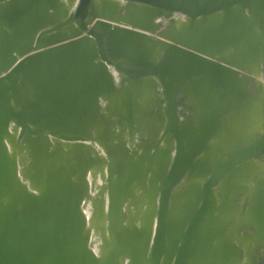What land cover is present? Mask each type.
<instances>
[{"label":"water","instance_id":"95a60500","mask_svg":"<svg viewBox=\"0 0 264 264\" xmlns=\"http://www.w3.org/2000/svg\"><path fill=\"white\" fill-rule=\"evenodd\" d=\"M26 1L0 0V264H191L195 248L199 254L194 257L204 258L197 264H233L245 257L240 242L249 244L255 237L264 245V177L254 179V192L247 190L244 179L253 160L264 155V133L249 142L243 136L229 150L220 151L221 143L217 141L221 137L219 127L223 126L221 113L236 110L241 103L262 114L264 121L260 86L256 88L257 97L249 103L252 96L245 83L253 79L240 73L248 68V73L257 75L259 69L252 67V58L243 56L239 48L226 45L252 41L249 50L264 54V44L258 49L253 46L264 40V0H52L53 8L37 0L27 13L23 11ZM173 13L185 14L190 23L181 29L171 26L160 34L161 39L153 40L157 18ZM72 48L85 50L80 53L84 55L82 71L78 61L47 59L63 56ZM261 61L264 74V57ZM121 75L131 80L134 90L117 87L115 78L123 79ZM205 79L237 93L232 91L228 102L212 118L197 117V106L196 129L200 127L205 133L199 132L202 137L195 139L190 133L195 129L192 120L181 124L176 106L180 91ZM158 83L162 90L149 93ZM76 86L87 88V93L80 95L87 101L79 104L91 123H51L54 120L48 118L50 115L64 116L70 108L82 114L81 105L75 108L73 103L67 104V96L73 97L70 94L36 91ZM159 92H163V100L157 99ZM149 97L155 111L146 124V134L153 141L151 145L145 143L142 154L135 156L127 141H120L116 132H105L107 126L99 123L101 102L109 101L116 113L119 106L129 122L134 118L139 127L145 117L142 106H149ZM235 97L243 102L231 105ZM218 99L222 101L223 96ZM57 111V115L52 114ZM158 113L159 127L152 124ZM164 120L166 126L162 125ZM210 138L216 139L214 143L207 142ZM17 139H22L18 149L30 158L23 178L28 179L29 187L20 178L17 156L9 149V145L16 146ZM107 140L117 142L107 144ZM161 141L163 146H158ZM96 146L104 149L106 159L98 155ZM216 150L220 151L219 158L211 156ZM201 151L205 156L200 159L196 156ZM123 154L131 162L123 160ZM139 160H145L147 166L144 162L140 166ZM79 161L85 169L80 168ZM159 162L163 163L162 169H158ZM234 166L235 174H225ZM103 167H107L108 238L95 253L81 205L90 193L87 173ZM141 171L142 182L136 175ZM185 176L205 178L198 189L201 196H196L197 201L188 198L177 208L173 200L180 192L189 193L188 189L175 188ZM231 179L245 188L237 194L233 187L229 191ZM219 181L222 191L217 199L212 188ZM156 182L160 186L155 190ZM140 190L145 200L138 192L140 198L135 201L138 198L132 192ZM211 190L216 204L219 201L218 206L215 204L216 216L228 214V197L232 205L239 195L249 198L243 199L247 210L241 225L229 231L236 234L254 226L255 235L234 241L231 249H235V256L218 239L207 244L208 233L194 241L197 225L206 224L202 219L210 210ZM154 192L157 204L151 195ZM190 193L193 196V190ZM153 219L152 243L144 244L145 237L151 238Z\"/></svg>","mask_w":264,"mask_h":264},{"label":"rangeland","instance_id":"374dc122","mask_svg":"<svg viewBox=\"0 0 264 264\" xmlns=\"http://www.w3.org/2000/svg\"><path fill=\"white\" fill-rule=\"evenodd\" d=\"M33 1H37V0H28V1H26L25 4H24V6L26 7L25 8L26 10H23V11L26 12L28 10L27 8L33 3ZM44 1H46L47 4L50 3L49 4L50 7L53 8L52 5L54 4L53 3L54 1H52V0H44ZM34 4H36V2H34ZM124 4H125V2H122L121 6L124 7L125 6ZM120 15H123V14H119V16ZM156 23L158 25V28H157V30H156V32L154 34H151V37H152L153 40L161 39L160 38V34L163 31L169 29L171 26H176L177 29L183 28V26H186V25H188L190 23V19L185 14L173 13L172 15H169V16H161V17L157 18ZM257 42H254V44H253V46L255 47L254 49H258V48H256L257 46L258 47L261 46L260 48H262V45L264 44V40H259ZM251 43H252V41H248V42L236 41V42H232V43L231 42H229V43L226 42V45H228V46H231V47L235 46V47L239 48L240 49V53L243 56L252 58L251 60H249V62L251 61V63H252V67H255V68L259 69L257 71V75H255L253 72H249L248 73V71H249L248 68L244 69L243 71L240 72L241 75L248 74L253 79L252 81H249V82L245 83L246 90H248L250 92L251 96H252V98H248L249 103H252L253 102L252 101L253 98L255 99L257 97L258 93L256 92V88L258 87V85L261 88H263V89L260 88L261 91L259 92V96L261 98L264 97V91H263L264 90V74L262 72V61H261V59H263V57H264V54L263 53H257L256 50L254 51L255 53L252 52L253 50L250 51L249 49L251 47ZM253 53L254 54L257 53L259 56H256V55L254 56ZM253 57H256V58H253ZM115 76H116V74H115ZM121 76H123V75H121ZM123 77H124L123 79L119 78L118 76H117V78H115V82L117 84V87L118 88H122L123 91H128V92L134 90V89H132V87H130L131 80H128L125 76H123ZM152 79L155 82H157L156 79H154V78H152ZM120 84H121V86H120ZM189 85L191 86V88H189V90L187 88H185L184 91H180L179 92L180 102L176 106L177 107V114H178L179 122H183L184 123L188 119H191L192 123H195V124H197V122H198L197 117H199V116L196 117L195 112H196V108L198 106V103L201 100H200V98H199L197 93H194V95L192 94V91H190V90L193 89V88L194 89H196V88H198V89L204 88V89H206L207 91H210V92L214 91L216 89L215 90L216 93L214 94V98L211 100L212 104H216V109H211L210 113H209V114H211L209 116H214L215 117L217 115V113L219 112V110L221 109V107H222V106L218 107L217 105H220L221 103H222L221 105L225 104V102L223 100L219 101V99H218L219 91H217V89L221 90L222 87L218 86L216 81H214L213 79L212 80H206L205 79L203 81L196 80L195 82H192V84H189ZM228 85H229V83H228ZM156 86L157 87L153 88V90H151V92H149V93H152L153 91L158 92V91L162 90L161 85L159 83ZM228 88H230V87H228ZM227 89H225L220 94L224 98L226 97L225 98V99H227L226 102H228L230 96L233 93L232 91H234V90H231V93L228 94V90ZM235 93H237V92L234 91V95H236ZM157 95H158L157 99H160V100L164 99L163 92H159V94H157ZM215 95H216V97H215ZM78 96L79 95H77V97ZM200 96L203 97V95H201V94H200ZM73 97H74V95H73ZM73 97L72 96H67V99H65V101L67 100L66 101L67 104H69V102H71L70 99L73 98ZM138 100L140 102V98H138ZM147 100H148L147 101V105H149V106L147 108L145 106H142L145 117H144L143 120L139 121V123L141 124V126H139V127H137L138 121L136 120V122H135L134 118L130 120L131 122H129V119L127 118L124 110H121V108L119 106L116 105L117 106L116 108L118 109L117 113H116V112H113L112 106L109 103V101H105V103L101 102V108H102L101 109V122H99V123L105 124V126H107V127H105V132L108 133V130L110 132H116L118 134V137H119L120 141H127V147L129 149L130 153L134 154L135 156L142 154L143 146H144L145 143H148V144L151 145V142L153 141V137L150 134L148 136L146 134V133H148V132H146V128H147L146 124L148 123V121L150 119H152V116L154 115L155 107L151 106V104H152L151 97H149ZM240 102H243L242 99L240 100L239 98L235 97V102L232 103L231 105L234 106L236 104H239ZM105 106H109V109L105 108ZM104 108H105V110H104ZM250 108H251L250 106H248L246 104L244 105V104L241 103V104L238 105L236 110H229L226 113H221L219 119L223 121L222 122L223 126L221 125L219 127L220 130H221V131L219 130L221 132V137H220L219 140H217V141H220V143H221L220 148H219L220 151L224 150V149L229 150L230 146L233 144V142H237V141L242 140L244 138L243 136H245V141L249 142V139H252L253 137H256V136H262L263 135V133H264L263 123H264V121H263V118H262V114L259 116V115H257L256 112H254V111L252 112ZM163 110H164V108H163ZM58 112L59 111H57L56 113H52V114L57 115ZM130 112H132L131 109H130ZM198 112H197V115H198ZM51 116L52 115H50L48 118H50ZM158 117H159V113L155 117L156 121L153 120L152 124L153 125L155 124V126L158 125V127H159L160 121L158 120ZM231 118H232V120H231ZM63 120L65 121L66 118H64ZM164 122H165V124H163V122H162V125L166 126V121L164 120ZM129 123H133L134 125L131 126ZM67 125H71V124H67ZM86 125L87 124H84V126H86ZM78 126H80V125H78ZM129 126L133 127V130H130ZM134 127H137V128L135 129ZM186 129H187V132H189V129L188 128H186ZM207 131H209V130H207ZM199 132L202 133V134H203V132L205 133V131H203L202 128L198 127V129H195L193 133L190 131V133L192 134L191 137H196L195 139H199V137L201 135V134L199 135ZM93 134H95V133L93 131H91V135L92 136H94ZM102 135H103V133H102ZM108 137L109 138H107V139L109 140L111 135H109ZM201 137H202V135H201ZM108 140H107V144H110L111 142H117L116 140L115 141H113V140L112 141H108ZM214 140H216V139L215 138H210L209 141H207V142L208 143H214ZM21 141H22V139H17V141L15 143L16 146L9 145V149L12 150V152H14V154L17 156V158L19 160V163H20L19 164V171H20L19 175H20V178L29 187L28 179L26 177H25V179H23V177L25 176L24 175L25 174V168H29V166H30V158L28 157L27 153H25L23 150H19L18 149V146L21 143ZM158 146H163L162 145V141H161V143H159ZM119 148L121 150L124 147L122 145H120ZM96 149L98 151V155H100L102 158L106 159L107 155L105 154L104 149L102 147H99V146H96ZM155 150H156V148L153 147L152 148V152H155ZM220 151L219 150L218 151L217 150L214 151L213 153H211V156L212 157L216 156V158H219V152ZM149 154L150 153H148L147 156H150ZM202 156L203 157L205 156L203 151H201L199 156H196V157L197 158L200 157V159H201ZM122 159L126 160L128 162H131L129 159L126 158V156H124V154L122 155ZM143 162L145 163V160H143ZM143 162L139 160L137 163L141 166ZM82 163H81V161H79L80 168L81 169H85V165H83ZM245 163H246V165H249L250 162L247 160ZM205 164H208L209 166H211L213 168V165L211 164V162H207ZM243 165H245V164H243ZM144 166H147V164L145 163ZM162 166H163V163L159 162L158 169H162ZM209 166L207 167L208 171H209V168H210ZM198 169H196L195 171H192L194 173V175H196L198 173ZM235 169H236V166H234L232 169L228 170L225 174H228V173L229 174L230 173L235 174L237 172ZM142 171L139 172V173L138 172L136 173V175L138 176V178H139V180L141 182L143 181V172ZM247 171H248V169H247ZM97 172L99 173V175H98ZM245 174H247V175L244 176L245 177L244 178L245 179V184L248 185L247 186L248 187L247 190L249 192L250 191L254 192V190H255V181H254V179H261V178L264 177V155L261 156L260 159H254L253 160V164L249 168V171L245 172ZM86 177L88 178L87 181L89 183L90 193H89L88 198L83 200V203L81 205V211L83 212V214L85 216V221H86L87 228L89 230V235H91L90 236L91 248L93 249V251H95V253H98L96 251L101 248V245H103L104 238H108V232H107V229H106V226H107V208H108V201H109L108 190H107V186H108V184H107V167H103L101 170H98L96 172L89 171L87 173ZM146 178H147V176H146ZM204 179H205L204 177L201 178L199 176L198 177L193 176L191 179H186V176H185L177 183L175 188H180L181 187L182 189H185V190L188 189L189 191L194 190L195 187L197 189H199L202 186ZM95 183H96V185H95ZM97 183H99V184H97ZM182 184H183V186H182ZM152 185L154 186V182L152 183ZM242 185L240 183L238 184V183L234 182L231 179L228 182V186L229 187H227V189L229 188V191H231V188L233 187V189L236 191L235 193L237 194L240 191L239 190L240 188H242V189L245 188V185H243V186ZM158 186H160V184L156 182L155 183V187H156L155 190L158 188ZM148 187H149V185H148V181H147L146 182V188L149 190ZM212 189L215 192L217 199H220L219 194L222 191V188H221V185H220V181L217 182ZM94 190H95V192H94ZM213 191L211 190V195L209 196V200H210V210L208 211L209 213L207 212L208 214L206 213L204 219L202 220V222L203 221H205V222L208 221L210 226H211V228H210V226H208L209 228H207L205 230V233L209 234V240L207 241L208 242L207 244H209L210 242L214 243V241L216 239H218V241H222L223 242L224 246L227 245L228 248H229L228 249L229 252H232L231 253L232 256H235L236 255V252L234 251L235 249L234 248L231 249V247H232L231 245L234 246V244H235L234 241L242 240L243 236L247 237L250 234H252L253 236L255 235L254 226H251V228H249V229H247L245 231L243 229H241V232L239 231V233H236V234L234 232H232V231H229V230L232 229V227L239 226L242 223V221H241L243 219L242 216H243L244 212L247 210V206L243 207V199H244L243 197H245V196L239 195L238 198L233 203V205L230 204V201H229L230 198L228 197V200L226 202L227 204H229V205L226 204L227 208L229 209L228 210V214L226 215V217L225 216H221V215L220 216H216L217 211H216V213L214 212L215 211V204H216L215 201L216 200L212 196ZM138 192L140 193L139 195L143 197V200H145V194L142 193L141 190L140 191H136V192L133 191L132 194L135 193L137 195ZM183 194H181V192H180V195L177 196L176 200L175 201L173 200V202H172L173 205H175L177 208H180L182 206V203H185V201L187 200L186 193H185L184 196H183ZM151 195L155 198L154 201L157 204L158 203L157 194L154 192V193H151ZM158 195H159V192H158ZM189 195H190V193H189ZM200 196H201V194H200ZM183 197H184V199H183ZM136 198H138V195L135 196V199ZM139 198L136 199L135 201L139 200ZM173 198H174V195H173ZM244 200L248 201L249 198L247 199V197H246ZM177 204L180 205V206L178 207ZM216 205L217 206L219 205V201H217ZM86 207H87V209H85ZM88 208H89V211H90L89 213L86 212V210L88 211ZM103 215H105V216H103ZM92 224H93V226H92ZM223 224H224V226H223ZM135 225L138 226L139 222L136 221ZM154 225H155V219H153V226L150 225L151 226L150 230L152 228V230H151V238L145 237L144 244L145 243L149 244L150 241L152 243ZM200 225L201 224H199L198 226H200ZM198 226H197V228H198ZM222 226H223V228H222ZM226 227H227V229L225 230ZM212 228H214V229H212ZM97 230L100 231V232L98 233ZM93 234L95 235V238L93 237L94 236ZM98 234L100 236H98ZM203 235H204V233H203ZM214 235H216L217 237H213ZM245 235H247V236H245ZM247 238H249V237H247ZM91 239L93 241H91ZM123 239L124 238L122 237L120 239V241H122ZM176 240H178V238ZM123 241L125 242V239ZM240 245H241L240 248L243 249V253H244L245 257L243 258V260L242 259H238V261L235 260L233 262V264H264V245H262V243L259 240H256L255 237H254V239L252 241H250L249 244L248 243L247 244L246 243L243 244V243L240 242ZM146 247H147V245H146ZM210 250L211 249L208 250L206 248L205 251H207V252L209 251L210 252ZM192 252H193V257H191L192 258L191 259V261H192L191 264H197V262H203L204 258L200 257V259L197 260V258L194 257V255L197 256L199 254V252L197 251L196 248ZM206 255H208V253H206Z\"/></svg>","mask_w":264,"mask_h":264},{"label":"crops","instance_id":"0c3cea01","mask_svg":"<svg viewBox=\"0 0 264 264\" xmlns=\"http://www.w3.org/2000/svg\"><path fill=\"white\" fill-rule=\"evenodd\" d=\"M47 4V3H46ZM64 43H67V42H64ZM80 46H86V45H80ZM66 54L63 55V56H55V57H47V59H64L65 61H70L72 63L74 62H77L78 61V65L80 68V70L82 71L83 70V61H84V55H80V53H83L85 52V50L83 48H72V49H67L66 51H64ZM79 53V54H77ZM74 80V79H73ZM72 80V81H73ZM215 85V84H214ZM189 90V89H188ZM216 90V89H215ZM207 91L206 89L204 88H196V89H191L190 91H192V94L194 95V93H197L199 98H200V102L198 103L199 107L197 108L199 110L198 113V116L199 118H209V117H214V116H209L211 114L210 113V110L211 109H216V104H212L211 103V100L214 98V94L216 93V91ZM225 89L224 88H221V90H218L219 91V95L224 91ZM228 94L231 93V88H228ZM87 88H84V87H72L71 89L70 88H50V89H40V90H37L36 92H39V93H52V94H72V95H75V97L71 98L70 101L71 103H73V105L71 106H75V108H77L79 105V103H84V101L86 102L87 100L85 98H83L82 96L80 95H83L84 93H87ZM203 95V97L200 96ZM77 95H79L77 97ZM216 97V95H215ZM226 98V97H225ZM223 97V101L225 102V104L227 103V99H225ZM206 103V104H205ZM222 104V103H221ZM217 105L218 107L222 106V105ZM83 106L81 105V113L82 114H77V109H74V108H70V110L68 111V114H65L64 116H60V115H57V116H51L50 119L51 120H54L52 121L51 123H54V124H71V125H84V124H90L91 122L88 121V117H84V109H82ZM202 115V116H201ZM63 118H66L65 121H63ZM79 118V119H77ZM97 120H99V116L96 118ZM181 124L183 122H180ZM198 124V123H197ZM197 124L195 123H192L191 126L193 128L196 129L197 127ZM194 129V130H195ZM182 131V129H181ZM239 219V218H238Z\"/></svg>","mask_w":264,"mask_h":264},{"label":"flooded vegetation","instance_id":"af4514ba","mask_svg":"<svg viewBox=\"0 0 264 264\" xmlns=\"http://www.w3.org/2000/svg\"><path fill=\"white\" fill-rule=\"evenodd\" d=\"M259 88H261V87H259ZM184 184V183H183ZM183 184H182V186H183ZM191 191H189V193H190ZM193 192H194V194H193V196H191V193H190V195H189V193L187 192V200L185 201V203H187L188 202V198H193L192 200H195L196 199V196L197 195H200L199 193V191H198V189L195 187V189L193 190ZM199 200V199H198ZM195 201H197V200H195ZM209 213V212H208ZM207 213V214H208ZM207 223H209L208 221L206 222V224L205 225H200V226H198V228L195 230L196 232H195V236H194V241H196L197 242V240L199 239V237H201L202 235V230L204 229V228H206V225H208ZM193 251V250H192Z\"/></svg>","mask_w":264,"mask_h":264},{"label":"bare ground","instance_id":"6f19581e","mask_svg":"<svg viewBox=\"0 0 264 264\" xmlns=\"http://www.w3.org/2000/svg\"><path fill=\"white\" fill-rule=\"evenodd\" d=\"M49 4H50V3H49ZM247 42H248V41H247ZM257 47H258V46H257ZM257 47H256V48H257ZM261 89H263V88H261ZM263 91H264V90H263ZM21 162H22V161H21ZM207 169H208V168H207ZM20 170H21V169H20ZM229 170H230V169H229ZM97 173H98V172H97ZM103 174H104V173H103ZM98 175H99V173H98ZM95 176H96V175H95ZM95 176H94V177H95ZM23 178H24V177H23ZM89 178H90V177H89ZM87 179H88V178H87ZM96 180H97V179H96ZM90 181H91V180H90ZM98 182H99V181H98ZM97 184H99V183H97ZM95 185H96V183H95ZM96 187H97V186H96ZM96 191H97V190H96ZM94 192H95V190H94ZM98 194H99V193H98ZM186 194H187V192H186ZM184 195H185V194H183V196H184ZM103 197H104V196H103ZM183 199H184V197H183ZM181 200H182V199H181ZM208 201H209V198H208ZM88 202H89V201H88ZM86 203H87V202H86ZM103 203H104V202H103ZM85 205H86V204H85ZM90 206H91V205H90ZM177 206L179 207L180 205L177 204ZM87 207H88V206H87ZM87 207H86L85 209H87ZM91 208H92V207H91ZM91 208H90V209H91ZM104 209H105V208H104ZM86 212H88V213L90 212V211H89V208H88V211L86 210ZM88 213H87V214H88ZM103 213H104V212H103ZM92 215H93V214H92ZM103 216H105V215H103ZM89 217H90V216H89ZM202 220H203V219H202ZM104 221H105V220H104ZM104 221H103V222H104ZM99 223H100V222H99ZM213 223H214V222H213ZM104 224H105V223H104ZM207 224H208V225H206V228H204V229L202 230V234H201V235H203V233L205 232V230H206L207 228H209L208 226H210V224H209V223H207ZM86 226H87V225H86ZM92 226H93V224H92ZM103 226H104V225H103ZM197 226H198V225H197ZM223 226H224V224H223ZM223 226H222V228H223ZM150 227H151V226H150ZM196 228H197V227H196ZM210 228H211V226H210ZM212 229H214V228H212ZM97 232L99 233L100 231L97 230ZM94 233H95V232H94ZM100 234H101V233H100ZM93 235H94V234H93ZM90 236H91V235H90ZM96 236H97V235H96ZM98 236H100V235L98 234ZM93 237L95 238V235H94ZM98 238H99V237H98ZM98 238H97V239H98ZM199 238H200V237H199ZM123 240H124V239H123ZM144 240H145V239H144ZM91 241H93V240L91 239ZM94 242H95V241H94ZM122 242L124 243V241H122ZM93 244H94V243H93ZM97 245H98V244H97ZM93 247H94V246H93ZM98 249H99V248H98ZM98 251H99V250H97L96 252H98Z\"/></svg>","mask_w":264,"mask_h":264}]
</instances>
